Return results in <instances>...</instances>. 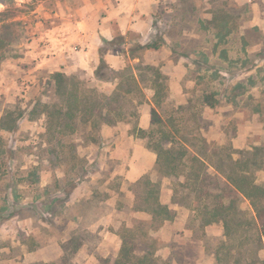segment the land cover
<instances>
[{
    "label": "rangeland",
    "instance_id": "374dc122",
    "mask_svg": "<svg viewBox=\"0 0 264 264\" xmlns=\"http://www.w3.org/2000/svg\"><path fill=\"white\" fill-rule=\"evenodd\" d=\"M117 1L13 4L12 42L0 61V264H113L123 240L158 264H222L221 225L204 227L173 202V181L158 171L140 131L166 129L223 169L247 157L249 167H264V0H128L121 14L128 11L139 30L98 50L95 66L62 73L88 98L109 95L138 63L153 66L165 77L166 100L155 107L145 74L122 100L123 120L105 125L101 116L94 125L78 117L71 129L56 126L47 116L63 105L51 81L61 72H52L56 51L67 46L66 55H78L82 32L117 35ZM100 57L107 68L98 79ZM255 176L263 181L264 170ZM146 179L158 184L171 221L136 210ZM70 239L81 245L64 255Z\"/></svg>",
    "mask_w": 264,
    "mask_h": 264
},
{
    "label": "trees",
    "instance_id": "16d2710c",
    "mask_svg": "<svg viewBox=\"0 0 264 264\" xmlns=\"http://www.w3.org/2000/svg\"><path fill=\"white\" fill-rule=\"evenodd\" d=\"M15 1L0 0V4L6 7L5 11L0 13V30L4 31L0 33V61L4 56V48L12 42L7 34L10 24L6 22L12 18L9 13L14 10ZM124 37L125 35L118 33L111 41H104L100 50L113 47L115 42ZM144 47L156 49L157 45ZM103 68L107 66L100 57L95 72L98 79L105 76V73L101 72ZM134 69L138 73L130 74L129 79L124 81L123 77L117 78L118 82L109 95H90L88 98L81 95L77 83L64 73L51 74L55 93L62 99L63 105L52 107L47 116L57 119L56 126L70 129V123L78 117H86L96 125L99 117L103 116V124H114L125 118L122 106L124 97L134 94L139 83L144 82L148 74L151 78L150 88L154 91L152 100L155 107L159 108L168 96L165 77L153 66L138 63ZM204 102L207 107L213 108L212 95H206ZM53 126L56 127L55 123ZM140 133L143 137H148L147 147L156 154L158 171L173 181V202L185 206L192 219L198 220L204 227L221 225L224 242L216 251V260L222 264H264V180L258 181L255 176V173L264 170V167H249L253 159L247 157L240 164L235 160L223 169L214 164L206 153L173 138L166 129L157 130L159 136H155L152 129ZM240 154L246 153L241 151ZM145 183L148 189L142 205L136 207V210L148 213L153 221H171L175 214L159 201L158 184L147 179ZM72 244L73 240L70 239L69 245ZM80 245L81 243L73 244L72 249L63 248V254H74ZM113 264L158 263L150 253L138 254L132 245L123 240Z\"/></svg>",
    "mask_w": 264,
    "mask_h": 264
},
{
    "label": "crops",
    "instance_id": "0c3cea01",
    "mask_svg": "<svg viewBox=\"0 0 264 264\" xmlns=\"http://www.w3.org/2000/svg\"><path fill=\"white\" fill-rule=\"evenodd\" d=\"M128 0H118L117 2V7L111 11L114 13L111 14H119L118 16H116L115 18H117V22H118V30H117V34H122V35H126V33L130 32V30H139L138 29V21L135 22H130L128 24V21L130 20L131 16L129 17L128 15V11H125V13L121 14L124 10L122 9L123 5L127 4ZM146 0H138L137 1V6L138 4L141 2L142 4L145 2ZM122 11V12H121ZM118 12V13H117ZM113 16V15H112ZM115 16V15H114ZM132 19V18H131ZM138 22V23H137ZM81 28V27H80ZM88 33H80V38H79V43L82 46V50L80 52H78V55L71 54L70 52H68V54L66 55V50H67V46H64L63 49H58L56 52L57 55L53 61V63H51L50 61H47V63H45L47 66V64L51 63L54 64V69L53 71H61V72H66V70H75L77 68H81L83 70L89 69L91 67V65L95 66L96 63L98 62V50H100V48L103 45L104 41H111L115 36L112 37V32L110 30L107 29V31L103 32L100 31L99 34L97 32H91L90 35L92 36H88ZM103 36V37H100ZM109 55V54H108ZM73 60V63L70 62V60ZM76 60V61H75ZM113 62V61H111ZM113 64V63H111Z\"/></svg>",
    "mask_w": 264,
    "mask_h": 264
}]
</instances>
